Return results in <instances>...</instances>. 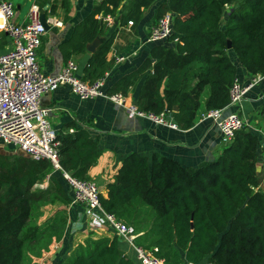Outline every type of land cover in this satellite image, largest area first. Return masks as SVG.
<instances>
[{"label":"trees","instance_id":"obj_1","mask_svg":"<svg viewBox=\"0 0 264 264\" xmlns=\"http://www.w3.org/2000/svg\"><path fill=\"white\" fill-rule=\"evenodd\" d=\"M155 1L101 0L63 47L82 53L104 35L108 26L98 20L101 13L116 16L121 25L133 21L137 28ZM167 12L175 14L168 41L177 38L176 48L155 45L151 56L108 92L127 95L144 79L138 107L171 113L187 130L202 112L229 105L238 74L230 49L252 76L264 75V0H165L156 20ZM113 37L89 57L85 79L94 81L111 69ZM260 115L264 120V102ZM57 139L63 170L91 178L89 171L101 155L97 139L82 128L60 131ZM259 151L260 138L245 127L215 159L195 167L158 153L149 159L134 152L123 158L114 181L100 190V200L107 212L135 227L139 246L157 248L155 254L165 264H264V189L251 188L259 183ZM47 176L48 187L35 190ZM70 203L63 172L51 162L0 155V264H36L32 255L42 254L54 237L64 235ZM49 205L58 208L42 218ZM62 264L137 263L114 234L87 236Z\"/></svg>","mask_w":264,"mask_h":264},{"label":"crops","instance_id":"obj_2","mask_svg":"<svg viewBox=\"0 0 264 264\" xmlns=\"http://www.w3.org/2000/svg\"><path fill=\"white\" fill-rule=\"evenodd\" d=\"M46 2L41 7V2ZM101 0H17L15 21L24 23L29 20V11L33 5H38L40 10L45 9L47 18L57 19L61 25L52 24L43 37L39 50V59L45 73L55 75L63 68L69 58L79 62L78 76L85 79V67L89 57L94 54L98 47L113 35V42L108 52V60L111 63L110 79L106 90L122 76L138 68L146 58L151 56L152 48L157 44L166 47L176 48V41H165L152 43L148 41L151 28L157 22L156 11L158 6L165 0H156L144 12L143 19L135 28L133 25L108 26L104 35L98 38V45L95 52L88 50L82 53H75L71 48L63 47L69 41L74 32L75 26L91 13L95 4ZM228 14L224 16L222 27L225 26ZM12 42L5 33H0V53L10 50ZM117 55H127L126 60L115 63ZM229 56L236 65L237 78L247 84L252 75L240 62L233 49L229 50ZM89 80V79H85ZM144 79H141L135 88L131 89L127 96L128 102L134 103L138 100ZM264 102V75L245 94L242 105L228 107L224 114L232 111H239L246 120V129L259 138L264 131V120L260 115L261 105ZM44 106L52 108L50 120L57 130H69L82 128L89 131L92 137L98 141L101 155L96 164L90 169L89 175L95 179L100 190H103L107 183L114 181L118 170L122 165L125 156L131 153H139L149 159L155 153L162 154L180 162L184 166H197L202 161L215 159L224 147L221 142V132L215 120L209 116V112H202L196 124L190 129H182L179 126L173 128L167 125L158 124L143 116H129L126 107L119 105L104 96L82 99L72 92L69 85H62L58 89L48 92L41 97ZM169 117L173 119L171 113ZM15 148L3 142L0 138V155H12ZM23 156L28 157L21 151ZM261 152L259 151V156ZM260 159V157H259ZM258 170L261 172L260 160ZM56 172V171H55ZM54 172V174H55ZM47 176L37 185L48 184ZM43 184V185H44ZM36 185V186H37ZM42 185V186H43ZM35 186V187H36ZM54 207V206H53ZM47 207H45L46 209ZM57 209V208H56ZM55 209V210H56ZM68 223L61 239L54 237L48 249L42 254L32 255L36 264H62L64 259L71 254L72 250L87 236L98 237L100 235L112 236L115 233L106 225L92 226L85 215V208L80 204H73L67 207ZM46 209L42 218L54 213ZM116 235V234H115ZM120 247L124 249L137 264V260L130 245L119 238Z\"/></svg>","mask_w":264,"mask_h":264},{"label":"built area","instance_id":"obj_3","mask_svg":"<svg viewBox=\"0 0 264 264\" xmlns=\"http://www.w3.org/2000/svg\"><path fill=\"white\" fill-rule=\"evenodd\" d=\"M16 4L14 0H0V33L5 32L11 39L10 50L0 53V138L12 145L29 158L51 162L55 170H62L63 177L69 185L71 203L83 205L85 215L92 226L106 225L119 238L132 248L140 264H165L156 256L157 248L145 249L136 243L139 236L135 227L116 215L107 212L100 200V186L95 179L77 178L63 170L59 160L60 141L58 132L50 120L52 108L41 103V97L62 85H69L72 92L82 99L104 96L109 100L126 107L129 116L147 117L158 124L177 128L169 113L159 114L141 110L137 104L128 102V96L122 92L109 93L106 90L110 71H106L94 81L78 76L79 62L69 58L58 74L44 72L39 59V50L47 30L40 21V7L33 5L29 11V20L24 23L15 21ZM99 21L107 26L116 25V16L98 14ZM175 14L167 12L151 28L148 41L152 43L168 41L174 32ZM52 25H61L57 19L47 18ZM133 21L128 25L132 26ZM178 39L176 38L175 41ZM127 55H117L115 63L126 60ZM262 79V75L252 76L247 84L238 78L231 88V99L226 107H240L246 92ZM209 111L221 132L222 145H228L235 134L247 126L246 120L239 111L224 114V110ZM260 167L258 185L254 191L264 189V131L260 138ZM193 264V263H188ZM209 264V263H202Z\"/></svg>","mask_w":264,"mask_h":264},{"label":"water","instance_id":"obj_4","mask_svg":"<svg viewBox=\"0 0 264 264\" xmlns=\"http://www.w3.org/2000/svg\"><path fill=\"white\" fill-rule=\"evenodd\" d=\"M45 9L40 10V21L43 23V25L45 26L46 30H49L51 25L47 22V16L45 13ZM98 45V38H96L94 41H92L89 45H88V50L90 52H95L96 51V47ZM229 48H232V44L231 42H229L228 44ZM135 104H137V101L135 102ZM178 107L175 108V110H177Z\"/></svg>","mask_w":264,"mask_h":264},{"label":"rangeland","instance_id":"obj_5","mask_svg":"<svg viewBox=\"0 0 264 264\" xmlns=\"http://www.w3.org/2000/svg\"><path fill=\"white\" fill-rule=\"evenodd\" d=\"M15 1V3H16V1L17 0H14ZM225 14H229V9H227L226 10V13ZM13 156H15V155H18L19 157H22L23 156V154L22 153H19L18 151H12V153H11ZM55 176H57L58 178L60 177L59 176V174H58V172H55ZM61 181H62V183H63V185H64V187L66 188V190L68 191V187H67V184L62 180V178L60 179ZM47 181L49 182V177L47 178ZM44 183H42V185H43ZM41 184L40 185H37L36 187H35V190H38V191H40V190H44V189H46L47 187H48V185H49V183L46 185V184H44L43 186H42ZM56 208H58V206H52V205H49L46 209H47V211H48V213L50 212H53V210H55ZM206 263V262H205Z\"/></svg>","mask_w":264,"mask_h":264}]
</instances>
